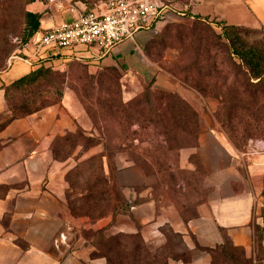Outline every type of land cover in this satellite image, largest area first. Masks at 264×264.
<instances>
[{
  "label": "crops",
  "instance_id": "crops-1",
  "mask_svg": "<svg viewBox=\"0 0 264 264\" xmlns=\"http://www.w3.org/2000/svg\"><path fill=\"white\" fill-rule=\"evenodd\" d=\"M62 5L59 8L50 0L32 4L30 13L41 16L39 30L21 46L16 57L23 60L13 57L8 70L0 74V114L6 110V87L37 66L60 70L75 62L66 53L50 51L39 58L35 51L45 31L80 17L82 11L71 0H63ZM176 5L181 16L194 21L264 29V0H186ZM155 31L140 33L110 55L82 64L94 70L116 69L145 83L156 77L155 87L175 91L145 54ZM79 52L87 58L94 55V51ZM178 92L200 114L197 147L181 158L187 167L195 157L205 173L207 196L194 216L185 220L162 196L154 197L152 179L134 165L107 172L110 183L121 190L126 204L122 212L93 223L73 216L66 180L71 159L56 160L53 146L69 133L83 130L86 135L88 120L75 95L67 92L58 104L15 120L0 132V264H108L88 232L105 231L106 238L140 235L145 244L162 247L167 242L165 228L179 235L191 254L189 260L170 258L166 264H213L212 252L227 240L256 262L264 253V151L237 149L205 114L195 93ZM214 106H209L210 113ZM85 154H74V160L80 161Z\"/></svg>",
  "mask_w": 264,
  "mask_h": 264
},
{
  "label": "rangeland",
  "instance_id": "rangeland-1",
  "mask_svg": "<svg viewBox=\"0 0 264 264\" xmlns=\"http://www.w3.org/2000/svg\"><path fill=\"white\" fill-rule=\"evenodd\" d=\"M37 1L0 0V74L19 55L22 44L34 36H30L32 29L26 15ZM55 1L63 4V0ZM106 1L71 0L82 12L96 9ZM158 1L173 11L154 27L156 31L147 43L145 54L156 71L169 79L175 91L155 87L156 77L145 83L135 75L127 77L111 69L94 70L75 61L60 70L53 69L57 74L55 87L41 79L34 86L12 90L10 97L14 106H25L18 111L26 114L58 104L67 92L74 94L88 120L85 125L88 141H82L81 148L73 142L60 147L59 160L71 159L68 169H74L72 184L78 183L83 172L98 175V164L89 161L93 156L104 154L107 178V172L116 168L140 167L153 181L154 197L162 196L166 204L175 206L187 220L194 216L208 190L204 187L205 173L196 158H191L187 167L181 159L182 154L197 147L202 131L200 114L178 91L195 93L205 114L237 149L246 151L252 141L264 140V77L258 81L252 76L248 67L233 54L216 24L181 16L176 4L186 0ZM245 31L250 44L264 43L263 29ZM5 102L6 110L0 114L1 125L12 114L6 97ZM212 103L216 106L210 113ZM93 117L98 126L93 123ZM84 152L80 161L74 160V154ZM123 201L121 190L110 183L107 200L87 208L90 216L86 218L93 223L102 217L117 215L125 209ZM164 234L167 242L162 247L145 244L140 235L106 238L105 231H92L87 237L96 243L99 254L107 258L108 264H166L170 258L191 259L179 235L171 228H165ZM263 255L259 254L255 262L254 258L247 259L240 249L228 247L214 254L213 264H264Z\"/></svg>",
  "mask_w": 264,
  "mask_h": 264
},
{
  "label": "built area",
  "instance_id": "built-area-1",
  "mask_svg": "<svg viewBox=\"0 0 264 264\" xmlns=\"http://www.w3.org/2000/svg\"><path fill=\"white\" fill-rule=\"evenodd\" d=\"M50 3L63 7L55 0ZM171 11L170 6L158 0H107L96 9L83 11L76 20L45 31L35 43L36 55L40 58L57 51L80 63L104 58L123 43L135 41L140 33L152 31ZM79 49L94 51L95 56L87 58ZM13 59L23 60L21 57ZM249 147L263 152L264 142L252 141Z\"/></svg>",
  "mask_w": 264,
  "mask_h": 264
},
{
  "label": "trees",
  "instance_id": "trees-1",
  "mask_svg": "<svg viewBox=\"0 0 264 264\" xmlns=\"http://www.w3.org/2000/svg\"><path fill=\"white\" fill-rule=\"evenodd\" d=\"M26 17L29 20V25H31V36L39 30L41 16L39 14L27 13ZM195 21L207 24L205 22H201L199 19ZM216 26L221 29L222 37H224L229 42L233 54L239 57V59L248 67L252 76H254L258 81H261L264 77V43L259 46L250 44L246 40V36L244 34V32H246L245 29H247L245 27L229 26L220 23H216ZM111 70L114 72L116 71V69ZM56 75L57 74L52 68L37 66L29 75L17 80L13 84L5 88L6 101L8 104L9 111H11L12 114L10 117H8L7 120H5L3 125H1L2 115H0V132L4 130L13 121L38 112L34 111L26 114H20L18 110H21L25 106L16 107L12 104L13 98L10 97L11 91L18 90L24 87L34 86L38 82H40L41 79L47 80L51 84V86L55 87L56 79L54 77H56ZM87 110L89 112L91 111L90 108ZM93 123L97 126L99 124L97 119L94 117ZM85 140L88 141V139H86V135L83 134L80 130H78L76 133H69L65 137L58 139L53 146V153L55 159L59 160L58 153L60 147L62 145V147H65V143L73 142L76 143L77 147H84L82 145V141ZM105 157L106 155L104 154L93 156L90 159L89 163L98 164V175H93L91 171L83 172L81 176L78 177V183L75 185H73L71 182V176L74 169L67 173L66 180L69 184L67 199L73 216L78 218L88 217L90 215L89 211L86 210L87 208L92 209L94 206L96 207L97 204H99L100 202H105L107 200L110 180L105 175ZM85 165L87 164H84V166ZM91 204L93 205L90 206ZM228 247L234 248L233 245L227 240L221 247L212 252L213 256L217 251H226Z\"/></svg>",
  "mask_w": 264,
  "mask_h": 264
}]
</instances>
